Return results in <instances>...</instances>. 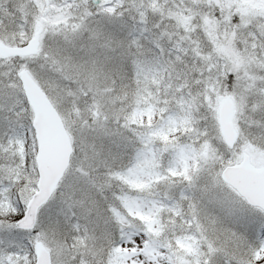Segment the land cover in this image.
Wrapping results in <instances>:
<instances>
[{
	"label": "snow or ice",
	"instance_id": "snow-or-ice-1",
	"mask_svg": "<svg viewBox=\"0 0 264 264\" xmlns=\"http://www.w3.org/2000/svg\"><path fill=\"white\" fill-rule=\"evenodd\" d=\"M0 264H264V0H0Z\"/></svg>",
	"mask_w": 264,
	"mask_h": 264
}]
</instances>
